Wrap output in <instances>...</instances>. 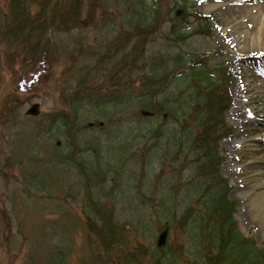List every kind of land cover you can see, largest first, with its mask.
<instances>
[{
  "label": "trees",
  "instance_id": "obj_1",
  "mask_svg": "<svg viewBox=\"0 0 264 264\" xmlns=\"http://www.w3.org/2000/svg\"><path fill=\"white\" fill-rule=\"evenodd\" d=\"M173 2L165 8L161 0H0L5 61L18 58L30 68L41 60L48 68L64 62L62 74L71 78L59 109L33 117L32 126H25L28 118L12 124L27 131L3 161L18 168L27 200L44 194L54 212L68 201L81 207L79 223H69L70 210L63 213L68 223H35L26 264H72L78 228L89 255L75 264H184L183 258L185 264H264V247L236 225L237 201L229 198L219 170L218 143L228 134L224 116L231 104L227 67L220 62L210 68L202 55L148 50L164 31L183 41L211 34L209 17L195 10V0ZM9 102L0 118L17 114ZM111 110L142 121L132 128L146 132V154H153L141 158L131 175L125 146L109 148L98 134L111 126ZM147 169L154 170L156 189L143 181ZM125 174L136 179L135 206L156 218L157 231L166 230L172 242L184 234L186 250L178 244L168 249L166 241L147 248L137 242L135 227L149 231L154 223L119 220Z\"/></svg>",
  "mask_w": 264,
  "mask_h": 264
},
{
  "label": "rangeland",
  "instance_id": "obj_2",
  "mask_svg": "<svg viewBox=\"0 0 264 264\" xmlns=\"http://www.w3.org/2000/svg\"><path fill=\"white\" fill-rule=\"evenodd\" d=\"M173 1L161 0L165 8L174 7ZM1 3L3 6L5 5L4 1ZM194 5L197 12L209 17L208 20L212 27L210 35L201 36L197 34L183 41L171 39L164 31L154 37L148 50L158 54L181 52L185 55H202L203 58L207 59L206 64L210 68L220 62H223L227 67L230 73L228 93L231 104L224 116L228 134L222 137L218 143L222 151V162L219 170L221 176L227 180L229 185V198L237 201L233 217L239 231L245 237L251 238L257 246L264 247V228H262L264 220L249 212L246 196H243L237 190L240 175L249 177L254 174L253 169L249 167L252 157H263L264 154V150H262L264 148V43L261 34L256 33L254 30L259 22L264 0H251L243 6L244 11H248L250 15L242 19L246 21L247 25L241 27L240 32L236 34H230L229 29L238 15H226L221 9L226 5H235V9H237L241 5L240 0H195ZM3 56L5 57V54L0 46V108L9 101V105L18 107L17 114L13 115L15 119L9 114L0 118V264H26L27 257L33 249V240L30 242L28 236L33 239L31 233L35 223H61L63 220V223H68V220H65V215H63L66 210H70V216H67L69 223H79L81 207L76 202L71 203V201H68L62 204L65 209L61 212H54L52 210L54 201L44 194L27 200V193L24 190L18 168H16V165L4 167L3 161L11 158V154L16 150L17 140L23 138L26 134L27 127L25 126L27 124L28 126L33 125V117L26 114L31 105L33 103L38 104L39 113L36 116L40 115V117L44 113L59 109L62 105L60 100L61 91L67 88L71 78L69 74H62L66 66L64 62L60 63L59 66L48 68L46 63L41 60L37 67L30 68L31 66L28 64H21L18 58L12 63H8ZM244 81H247L251 86L248 93L249 99L237 94L243 90L241 86L245 83ZM63 82L68 83L63 84ZM15 96L18 102L13 101ZM236 103L245 106L244 111L246 113L242 111V114L250 121L248 122L250 132H246V138H252L251 142H247L242 148V152L238 154L235 152V141L240 126L230 118L235 110ZM110 115L112 124L108 129L95 128L100 129L98 134L109 148L116 147L114 145L118 143L125 146L127 150L125 153L127 156L124 157L126 162L124 164L125 172L131 175L135 172L141 158L146 159L153 155L152 152L146 154L148 151L145 148L146 139L144 136H146V132L132 128L133 125L142 122L138 117L130 120L124 112L116 110H111ZM24 118H28L25 126L20 123L16 126L12 125L14 122L23 121ZM58 140L61 143L62 138ZM253 142L258 144L255 150H253L255 147L249 145ZM260 164L264 167V160ZM235 165H238V168H234ZM153 173L154 170L147 169V175L143 181L145 183L153 182L156 189L159 184L154 183L155 176H153ZM127 174H125L124 191L120 194L119 203L117 204V212L120 213L119 220L129 223H154L150 225L149 231L144 230L142 227H135L137 242L151 249L157 246L156 241L159 239L158 228L155 224L158 222L154 217L146 218L147 211L142 206L140 208L135 206V204L140 205L134 189L136 179L134 177L128 179ZM26 177L28 178L29 175L26 174ZM141 177L140 179H142ZM144 188L152 193L150 185H145ZM153 195L154 199L158 196L157 192H153ZM142 215H144L143 221L139 218ZM5 222L10 223L7 228ZM17 227L21 229L19 230ZM75 237L73 253L70 257V263L72 264L87 259L89 255L87 247L83 245L84 235L80 228H78ZM165 238L166 243L164 246L168 249L174 244H178V247L183 245L185 250L188 248L187 237L184 234L178 232L173 242L169 236L166 235ZM183 255L187 256L185 253ZM183 260L185 264L186 258H183Z\"/></svg>",
  "mask_w": 264,
  "mask_h": 264
},
{
  "label": "bare ground",
  "instance_id": "obj_3",
  "mask_svg": "<svg viewBox=\"0 0 264 264\" xmlns=\"http://www.w3.org/2000/svg\"><path fill=\"white\" fill-rule=\"evenodd\" d=\"M224 1V0H221ZM237 1V0H236ZM251 0H240L241 5L238 6L237 9H235V5H226L224 6L221 11L225 13L226 15H233L237 14L236 18L234 20V23H231L230 26V34H236L240 32L241 27H244V25H247L246 21L242 20L247 18L250 13L248 14V11H244L243 6L250 2ZM237 6V5H236ZM260 11V10H258ZM235 16V15H234ZM246 23V24H245ZM254 30L256 33H260L263 38L264 43V6L261 10V14L259 16V22L256 27H254ZM264 45V44H263ZM245 83L242 84L240 92L237 94L239 96H242L243 98L249 99V92L251 90V86L247 81H244ZM264 109V107H263ZM245 110V106L236 103L235 110L230 115V118L238 123L240 126L239 131L237 133V140L235 141V152L241 153L242 148L247 144V142H251L252 138H246V132H250L248 128V122L249 119L245 118V116L242 114V111ZM245 112V111H244ZM246 113V112H245ZM245 121V123H244ZM261 137V136H260ZM254 141V138H253ZM250 147H255L253 150L257 149L256 146L257 143H251L249 144ZM264 150V148H262ZM264 160V154L263 157L253 156L252 159L249 162V167L253 169V175L249 177H245L244 175H240L237 182V190L239 193H241L243 196H246V200L248 201L247 207L249 212H251L253 215L255 214L260 219L262 218L264 220V167L261 166L260 162ZM234 168H238V165H235ZM264 228V226L262 227Z\"/></svg>",
  "mask_w": 264,
  "mask_h": 264
},
{
  "label": "water",
  "instance_id": "obj_4",
  "mask_svg": "<svg viewBox=\"0 0 264 264\" xmlns=\"http://www.w3.org/2000/svg\"><path fill=\"white\" fill-rule=\"evenodd\" d=\"M38 112V104H33L31 105V107L28 109L27 113L30 114V115H36ZM165 234L166 232H163L161 235H160V238H159V243H163L164 242V239H165Z\"/></svg>",
  "mask_w": 264,
  "mask_h": 264
}]
</instances>
